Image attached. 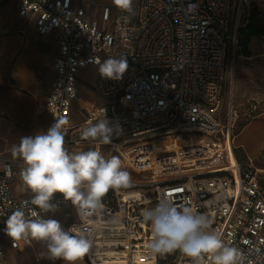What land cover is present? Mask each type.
I'll use <instances>...</instances> for the list:
<instances>
[{
    "label": "built area",
    "instance_id": "2783aa9c",
    "mask_svg": "<svg viewBox=\"0 0 264 264\" xmlns=\"http://www.w3.org/2000/svg\"><path fill=\"white\" fill-rule=\"evenodd\" d=\"M133 8L130 13L104 6L97 16L73 0L17 1L19 17L32 20L39 36L56 35V80L46 108L54 123L67 119L66 148L96 147L119 157L134 175L127 187L110 189L101 214L86 222L61 194L53 203L57 210L74 209L79 221L70 227L92 230L88 264H193L179 250L153 254L147 247L152 232L142 213L162 198L207 215L211 230L244 253V264H264V172L238 160L236 112L223 108L240 8L234 0H134ZM109 58L126 62L118 78L99 72ZM88 68L97 70L93 89L103 103L80 98V74ZM74 103L85 112L77 123ZM101 119L121 134L108 144L82 140L81 130ZM168 141L176 149L157 148ZM21 166L0 156V264H6L5 240L19 246L6 235L5 222L31 198L12 194Z\"/></svg>",
    "mask_w": 264,
    "mask_h": 264
},
{
    "label": "clouds",
    "instance_id": "9594fccd",
    "mask_svg": "<svg viewBox=\"0 0 264 264\" xmlns=\"http://www.w3.org/2000/svg\"><path fill=\"white\" fill-rule=\"evenodd\" d=\"M112 3L121 11L130 12L133 0H112ZM126 68L123 60L109 58L100 65L99 72L103 77L115 79ZM67 124L66 118L57 119L46 132L22 137L11 148V156L22 165L18 172L22 187L31 193V198L8 216L5 233L14 242H41L49 259L79 264L93 246L92 230L78 226L66 230L58 220L44 218L42 213L57 210L53 198L59 193L76 208L79 219L86 222L101 214L106 193L127 187L131 176L123 169L119 157L105 156L96 147L70 152L65 146ZM119 134L118 129L101 119L83 128L80 136L84 141L108 144ZM142 216L151 228L152 239L147 247L153 254L179 250L191 257L193 264H202L206 258L211 264H244V253L211 230L212 221L207 215L189 206L162 198Z\"/></svg>",
    "mask_w": 264,
    "mask_h": 264
},
{
    "label": "crops",
    "instance_id": "0c3cea01",
    "mask_svg": "<svg viewBox=\"0 0 264 264\" xmlns=\"http://www.w3.org/2000/svg\"><path fill=\"white\" fill-rule=\"evenodd\" d=\"M17 1L0 0V156L20 162L11 156V148L18 145L22 137L46 132L54 124L46 108V99L56 80L58 41L55 34L39 36L32 20L19 17ZM88 4V0H73L74 6L95 14ZM92 72L97 70L88 68L81 71L78 90L83 102L97 105L103 100L93 89L96 76L87 83L83 80L84 74ZM71 116L74 123L85 119V112L78 103L73 104ZM261 119L264 120V113L236 136L235 152L242 164L251 162L254 165L252 158L264 150V122ZM253 142H258L257 147H253ZM157 148L172 151L176 149V144L171 141L158 143ZM257 169L264 172L261 168ZM261 182L264 185V174ZM12 194L16 197L31 196L22 187L18 168L15 170ZM72 214L76 215L74 209H59L45 218L58 220L67 230L79 221L77 215L74 220ZM3 245L6 264H66L62 259H49L46 246L41 242L32 241L26 245L20 240L18 248H13L5 240ZM79 264L88 262L84 258Z\"/></svg>",
    "mask_w": 264,
    "mask_h": 264
},
{
    "label": "rangeland",
    "instance_id": "374dc122",
    "mask_svg": "<svg viewBox=\"0 0 264 264\" xmlns=\"http://www.w3.org/2000/svg\"><path fill=\"white\" fill-rule=\"evenodd\" d=\"M88 7L97 16L101 8L109 6L113 11L118 8L112 0H88ZM239 11V28L252 23L254 30L264 26V0H234ZM134 0L132 10L134 12ZM248 39L247 45L244 40ZM91 74V73H90ZM84 74L85 83L95 78V72ZM88 75V76H87ZM86 97V94L84 95ZM223 108H233L236 112V136L248 124L264 113V37L240 35L238 46L232 47L228 57L227 79L224 89ZM261 121L264 122L263 119ZM257 147L258 142H253ZM238 151V150H237ZM236 153V152H235ZM240 154V153H238ZM255 168L264 170V150L252 158ZM249 163V162H248ZM258 164V165H257ZM245 165V164H244ZM134 176V175H131ZM141 178V177H140ZM74 220L76 215L72 214Z\"/></svg>",
    "mask_w": 264,
    "mask_h": 264
},
{
    "label": "trees",
    "instance_id": "16d2710c",
    "mask_svg": "<svg viewBox=\"0 0 264 264\" xmlns=\"http://www.w3.org/2000/svg\"><path fill=\"white\" fill-rule=\"evenodd\" d=\"M254 25L252 23L247 24L244 29L239 28V34L238 39L240 38V35H244L245 37H255V36H263L264 37V26L260 25V27L257 30H254ZM245 45L248 43V39L244 40ZM238 46V44H237Z\"/></svg>",
    "mask_w": 264,
    "mask_h": 264
},
{
    "label": "bare ground",
    "instance_id": "6f19581e",
    "mask_svg": "<svg viewBox=\"0 0 264 264\" xmlns=\"http://www.w3.org/2000/svg\"><path fill=\"white\" fill-rule=\"evenodd\" d=\"M172 150H174V149H172Z\"/></svg>",
    "mask_w": 264,
    "mask_h": 264
}]
</instances>
